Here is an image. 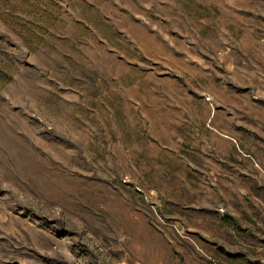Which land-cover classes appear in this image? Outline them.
I'll return each instance as SVG.
<instances>
[{
    "label": "rangeland",
    "instance_id": "obj_1",
    "mask_svg": "<svg viewBox=\"0 0 264 264\" xmlns=\"http://www.w3.org/2000/svg\"><path fill=\"white\" fill-rule=\"evenodd\" d=\"M0 264H264V0H0Z\"/></svg>",
    "mask_w": 264,
    "mask_h": 264
}]
</instances>
